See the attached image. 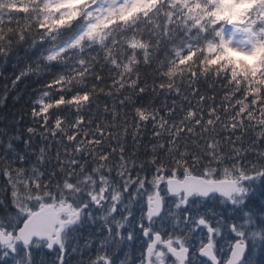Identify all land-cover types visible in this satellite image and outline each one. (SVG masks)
<instances>
[{
  "label": "snow or ice",
  "instance_id": "snow-or-ice-1",
  "mask_svg": "<svg viewBox=\"0 0 264 264\" xmlns=\"http://www.w3.org/2000/svg\"><path fill=\"white\" fill-rule=\"evenodd\" d=\"M0 181V264H264V0H0Z\"/></svg>",
  "mask_w": 264,
  "mask_h": 264
},
{
  "label": "trees",
  "instance_id": "trees-1",
  "mask_svg": "<svg viewBox=\"0 0 264 264\" xmlns=\"http://www.w3.org/2000/svg\"><path fill=\"white\" fill-rule=\"evenodd\" d=\"M239 58V57H238ZM9 107H11V105H9ZM19 107V105H17V108ZM13 110H15V109H13ZM0 182H2V181H0Z\"/></svg>",
  "mask_w": 264,
  "mask_h": 264
}]
</instances>
